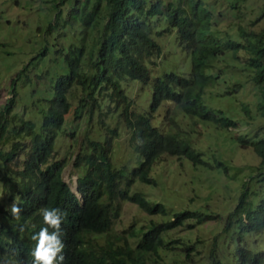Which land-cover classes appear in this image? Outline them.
I'll use <instances>...</instances> for the list:
<instances>
[{
	"label": "trees",
	"instance_id": "obj_1",
	"mask_svg": "<svg viewBox=\"0 0 264 264\" xmlns=\"http://www.w3.org/2000/svg\"><path fill=\"white\" fill-rule=\"evenodd\" d=\"M231 1L233 6L238 5L237 0ZM61 3L57 5L54 23L58 24V19H72L80 42H69L66 50L63 45L56 48L64 53L68 67L55 78L46 109L40 110L39 121L5 119L3 111H9V103L0 110L2 143L9 141L8 132L14 134L13 145L6 150L0 148V264H35L33 252L38 240L33 236L44 228L49 236L57 234L64 246L54 264H165L159 260L160 249L172 248L171 244L178 240L167 238L168 234L185 225L191 229L219 215L189 208L169 213L161 201L151 202L140 192L130 193V186L137 180L156 183L151 168L163 160L161 155L165 152L185 157L193 165L206 163L202 151L188 135L170 128L160 131L153 125L151 114L167 99L198 121L236 126L233 116L210 105L211 95L206 96V89L219 76L221 65L216 73L212 69L226 54L225 48L234 56L241 48L248 49L247 65L254 67L259 76L256 80L261 82L264 31H244V35L249 34L245 41L240 33L220 38L211 28V9L202 0H169L166 5L163 0H73L65 10ZM162 13L168 18L167 28L176 27L179 44L188 47L191 68L187 75L174 71L153 75L150 69L149 59L162 51L152 36L151 20ZM86 37L89 40L85 44ZM242 64L247 67L245 62ZM132 79L150 84L146 111L132 107L125 89L128 83H135ZM235 84L241 86L242 82L237 80ZM261 90L264 94V85ZM217 94L214 92L213 96ZM71 97L76 106L68 119ZM259 108L264 115V97ZM119 119L131 147V159L126 161L116 159L114 151L116 136L121 132ZM169 121L176 123L174 117ZM67 123L70 136L75 139L81 136L73 156L81 198L63 180L66 158L51 161L56 139ZM19 136H28V142L16 141ZM236 137L241 144L252 146L263 165L264 137L255 139L243 134ZM248 195L249 191H242L223 226L228 232L235 223L232 231L238 230L233 258H221L214 244L208 264H264V247L259 250L248 247L244 233L264 228V199L244 210ZM123 200L136 203L147 214L160 215V219L151 218L138 228L130 224L127 229L117 231L113 226L121 214ZM13 204L20 209L18 218L12 214ZM49 206L59 210V234L44 220L43 211H51ZM131 238L136 239L135 244ZM184 247L189 257L194 247L191 243H185ZM60 255L63 261L59 260Z\"/></svg>",
	"mask_w": 264,
	"mask_h": 264
},
{
	"label": "rangeland",
	"instance_id": "obj_2",
	"mask_svg": "<svg viewBox=\"0 0 264 264\" xmlns=\"http://www.w3.org/2000/svg\"><path fill=\"white\" fill-rule=\"evenodd\" d=\"M168 1L163 0V3L166 5ZM60 2L65 10L73 0H0V110H4L9 103V111H3L5 119L30 118L39 121L40 110L46 109L47 99L52 95L55 78L68 67L64 53L57 52L56 48L63 45L62 48L66 50L69 42H80L72 19H58V24L54 23ZM202 2L211 9V28L220 38L240 33L242 41H245L249 34L244 35V31H264V0H237V6H233L231 0ZM164 4L163 10L166 9ZM168 25L165 13L151 20L152 36L160 43L162 51L159 56L149 59L150 69L153 75H163V71L187 75L191 68L188 47L179 44L176 27L168 29ZM157 30L163 32L158 35ZM88 40L86 37L84 43ZM225 50L221 62L211 70L216 73L221 65L215 84L206 89V96L211 95L208 97L210 105L222 108L225 115L233 116L236 126L222 127L212 121H198L195 116L184 114L174 101L163 100L151 114L153 125L160 131L170 128L188 135L196 148L202 151L206 163L193 165L185 157L165 152L161 155L163 160L151 168L155 184L137 180L130 186V193L140 192L151 202L161 201L169 213L189 208L219 215L195 224L191 229L185 225L168 234L167 238L178 240L171 244L172 248L164 246L160 249L159 260L165 264H208L214 244L221 258L231 260L237 245L235 236L238 230L232 231L235 223L228 232L224 230L228 213L234 210L243 190L249 191L244 210L264 199V164H260V157L251 145L241 144L236 137L240 134L255 139L264 137V115L259 110V103L264 97L261 90L264 78L257 82L259 76L256 70L253 66L248 67V49L241 48L237 56L232 55L230 49ZM242 62L247 67L244 68ZM224 65L226 69L223 70ZM132 80L135 83H128L125 88L133 102L132 107L136 111H146L151 95L150 84ZM237 80L242 82L241 86L235 84ZM214 92L218 93L217 96H213ZM73 99L71 97V108L66 114L68 119L76 106ZM170 117L175 118V124L170 123ZM111 121L116 122L115 119ZM117 122L121 132L116 136L114 151L117 153L116 159L126 161L131 159L128 133L122 120ZM63 126L56 139L51 161L66 158L62 176L74 189L77 175L72 155L81 136L75 139L69 135V124ZM7 135L10 138L4 144L3 136H0V148L3 150L13 145L14 134L8 132ZM21 140L27 143L28 136L16 139ZM17 145L20 146V143ZM151 218L157 220L160 215L147 214L136 203L123 200L121 214L113 228L121 231L130 224L138 228ZM244 233L248 247L255 250L264 247V228L258 232ZM135 242L136 239L131 238V243ZM185 243H191L194 247L189 257Z\"/></svg>",
	"mask_w": 264,
	"mask_h": 264
},
{
	"label": "clouds",
	"instance_id": "obj_3",
	"mask_svg": "<svg viewBox=\"0 0 264 264\" xmlns=\"http://www.w3.org/2000/svg\"><path fill=\"white\" fill-rule=\"evenodd\" d=\"M157 31H158V35H160L159 34L160 31L161 33L163 32L162 30H157ZM72 164H73V155H72ZM64 167H65V164H64ZM73 167H74V170L76 171V175H78V171L76 167L74 165ZM64 181L67 183V186L69 187L70 191L72 193L74 192L77 197L81 198V194L77 187V177H76V186L74 189L70 186L69 182H67L66 180ZM49 207L51 211L49 210L43 211L44 220L50 226L54 227L57 230L56 232L59 234L60 223H61L60 215H57L59 210L53 209L54 206H49ZM11 211H12V214L17 216L18 218L20 209L15 204L12 205ZM47 233H48V230L44 228V229H41L38 236H33V239L38 240L35 251L33 252V255L35 257V264H38V262H41V261L43 262V264H54V262L57 259V253H60L64 247L63 244L60 242V240L57 238V234L54 233L52 236H49ZM63 259H64L63 255H60L59 260L63 261Z\"/></svg>",
	"mask_w": 264,
	"mask_h": 264
}]
</instances>
